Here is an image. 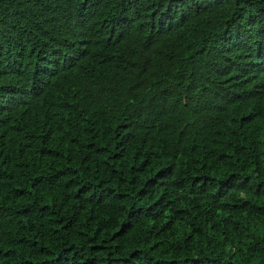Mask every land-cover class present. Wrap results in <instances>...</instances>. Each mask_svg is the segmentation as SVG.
<instances>
[{"label": "trees", "instance_id": "1", "mask_svg": "<svg viewBox=\"0 0 264 264\" xmlns=\"http://www.w3.org/2000/svg\"><path fill=\"white\" fill-rule=\"evenodd\" d=\"M0 264H264V0H0Z\"/></svg>", "mask_w": 264, "mask_h": 264}]
</instances>
